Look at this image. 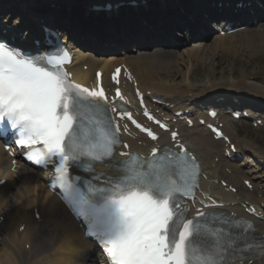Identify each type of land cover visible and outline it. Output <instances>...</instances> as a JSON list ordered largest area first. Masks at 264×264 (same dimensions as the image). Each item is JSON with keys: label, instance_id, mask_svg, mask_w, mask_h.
<instances>
[{"label": "snow or ice", "instance_id": "1", "mask_svg": "<svg viewBox=\"0 0 264 264\" xmlns=\"http://www.w3.org/2000/svg\"><path fill=\"white\" fill-rule=\"evenodd\" d=\"M63 63L54 53L28 57L0 40V138L11 136L13 143L26 149L23 155L28 161L55 166L53 187L59 186L62 199L83 221L86 235L103 248L109 264L264 261V237L256 236L251 221L212 211H198L196 218L186 219L181 200L197 186L199 165L182 145L179 152L165 149L159 158L154 149L149 161L122 153L129 159L113 160L111 165L120 177L110 178L108 187L100 189L88 182L89 192L81 191L67 169L79 168L82 157L101 162L112 157L118 129H112L107 118L104 91L72 83ZM116 95L120 96L119 90ZM86 113L104 117L109 130L82 140L78 133ZM172 136L175 139L176 133ZM85 170L90 171L91 165Z\"/></svg>", "mask_w": 264, "mask_h": 264}, {"label": "bare ground", "instance_id": "2", "mask_svg": "<svg viewBox=\"0 0 264 264\" xmlns=\"http://www.w3.org/2000/svg\"><path fill=\"white\" fill-rule=\"evenodd\" d=\"M41 1L43 0H33V3L37 4ZM47 1L53 0H46V3ZM61 1L68 7L66 12L70 14L71 10L73 11L71 7L76 0ZM79 1L86 4L89 2L88 0ZM226 1L230 2L229 7L225 8L229 12V9L234 7L233 0ZM194 2L196 3L194 4ZM204 8H206L204 0H184L183 2L169 0L158 8L161 11L157 14L158 16L153 15L154 19L150 23V29L139 30L138 27L136 30L132 24L127 30H122L121 33L107 38L108 40L111 38V41L106 39L90 40L89 32L93 31L94 26L89 24L86 17L82 16L78 22L79 27L76 26L75 30L74 28L71 30L74 31L75 38L85 43L82 46L89 47L88 45L94 44L93 48L99 50L100 54L96 55L93 50L89 51V49L87 52L77 50L76 58L83 60L82 64H85L87 69L82 71L79 67L73 68L76 79H91L90 76L96 68H101L106 75L117 61L123 60L131 67L138 85L143 91L149 90L169 99L170 104H174L178 109H194L192 114H201L200 106L189 101H196L200 96L210 97L212 94L218 95L212 99L223 98L221 102L228 103L233 110L240 111L242 107L245 110L249 107L256 108L254 101L237 100L234 102L233 97L228 96L229 93H236L235 97L241 94H250L255 98H264V81L260 78V81L254 79V75L260 73L261 69L258 71L245 66L231 68L230 64L224 67L220 65L219 59L222 56V50L228 56L235 52L232 49V45L235 44L233 38L231 44L230 42L224 44L221 37L207 42L206 35L195 32L198 39L177 54L169 52L179 51L184 45H178L176 50L168 52L162 51V49L152 51L154 46H150L164 40L167 31L187 27L192 29L191 31H195L197 23H202L198 17ZM242 11L241 9L238 13L239 21H247L248 17ZM54 12L56 13L55 10ZM54 12V19L62 27L66 23L67 15L57 17ZM253 12L255 18L262 21L259 28L252 30L255 31L256 38L261 41L264 40V13L257 8H253ZM138 14L140 18L148 16L141 10L138 11ZM177 16H181V18L176 19ZM18 26L21 24L19 23ZM34 26L35 24L31 25L28 30L29 33L36 36L37 30ZM129 30H134L136 36L124 40L123 36L130 33ZM158 31H160V37L155 36L154 38V34ZM252 31L243 30L241 32V43L251 46L253 43ZM138 32L139 35H137ZM66 36L64 35V38ZM112 38L115 41H112ZM110 42L114 43V47L109 49ZM130 43H135V45L130 47ZM119 47L121 49L117 50ZM111 49L114 52L109 55ZM101 52H106V55H102ZM161 53H164V56ZM216 58L218 60H215ZM201 69L205 71L204 74H201ZM249 77L251 78L249 79ZM221 102L218 101V104ZM208 103L210 105V102ZM211 105L215 106V101ZM160 110L169 114L172 108L161 107ZM254 119H259V117ZM220 120L230 139L236 142L235 139L239 138V129L232 127L234 121L230 119L231 125H228L223 117ZM180 131L183 139L198 156L206 177L202 179L203 184L208 182L212 194L226 195L231 201H235L238 197L241 200H248L250 203L264 204V171L262 169L259 171L257 163L262 161L264 167V148L259 144L261 141L258 139L259 134L252 139L245 135L237 141L239 149L258 158L256 164L249 159L248 163L251 162V164L242 166L235 161H228L221 151L222 141L213 140L211 135L200 125L190 128L180 126ZM8 160L0 143V177L6 179L4 185L0 186V216H3V220L0 222V264H95L88 243L83 238L77 224L58 199L46 190L43 174L26 166H20L15 172H11ZM225 167L230 170L229 173L225 171ZM243 178L250 180L251 190L242 185L241 179ZM221 179L231 183L236 188V192H225L219 182ZM33 209H37L39 219L33 217ZM260 210L264 213V206ZM22 225L23 229L19 231V227ZM262 228L264 229V226ZM250 264H264V261L253 260V263Z\"/></svg>", "mask_w": 264, "mask_h": 264}, {"label": "rangeland", "instance_id": "3", "mask_svg": "<svg viewBox=\"0 0 264 264\" xmlns=\"http://www.w3.org/2000/svg\"><path fill=\"white\" fill-rule=\"evenodd\" d=\"M21 1V5H18V6H14V8H17V9H14V11L16 12L15 13V15H13V18H21L22 17V13L24 12V9H25V5L23 6V4L25 3V2H33L32 0H20ZM53 1H55V0H53ZM48 2V1H47ZM10 4V3H9ZM157 6H159L158 5V3L155 5V6H153V5H151V6H149V8L148 9H153V8H155V7H157ZM7 8V7H6ZM5 10H7L6 11V13L7 12H9V11H11V9L10 8H8V9H5ZM76 10V9H75ZM65 11V7H63L62 6V8H61V10H60V13H63ZM77 12V11H76ZM80 12L82 13L83 11L80 9ZM158 13H156L155 15H157ZM158 16V15H157ZM57 17H59L58 15H57ZM75 18V17H74ZM181 18V16H177V18L176 19H180ZM60 20V19H59ZM64 22H65V20H63ZM62 21V22H63ZM264 21V20H263ZM261 24V23H260ZM67 25L68 26H73L74 28H76V26H77V24H76V21H73L72 20V17H69L68 19H67ZM257 28H259V25H253L252 27H250V28H245V29H247V30H250V31H252V30H256ZM103 31V30H102ZM243 31V30H242ZM255 31H252V33H253V35H252V39H253V43L251 44V46L250 45H248V46H246L245 44H243V43H241V33H238V34H235V36H233V38H234V41H235V44H233L232 45V49L235 51L234 53H232V54H229V56L227 55V53L225 54L224 53V50H222L221 52V58L219 59L220 61V65H222L223 67L225 66V65H228V64H230V66H231V68H237V67H239V66H245V67H247L248 69L249 68H253V69H255V70H258L259 71V69H261V72L260 73H258L257 75H254V79L255 80H258V81H260V80H262V81H264V40L262 41H259L257 38H256V36H255V33H254ZM142 33V32H141ZM171 33V37L173 38V40H176V39H180L181 40V42H184V40H186L185 39V36L183 37V38H180L181 36L179 35V36H177L176 34H175V31H173V32H170ZM251 33V34H252ZM178 34V33H177ZM181 34V33H180ZM140 36H141V34H140ZM155 36H157V37H160V31H158V32H156L155 34H154V38H155ZM170 37V38H171ZM254 37V38H253ZM134 38H136V37H134ZM257 39V41H256V39ZM260 39V38H259ZM134 40V39H133ZM155 40H157V39H155ZM108 41H111V38L108 40ZM112 41H115V39L114 38H112ZM158 41H159V39H158ZM170 42V41H169ZM255 42V43H254ZM261 42V43H260ZM259 44H261V45H263V46H260ZM171 45V44H170ZM165 46V47H155L156 49H162V51H170V50H176L177 48H178V46L176 47V48H174L173 47V45H171V46ZM187 47V45H184L183 46V48L181 49V50H179V51H171V52H169V53H174V54H177V53H179L180 51H182L183 49H185ZM235 47V48H234ZM259 47V48H258ZM250 48V49H249ZM252 48V49H251ZM156 49H154V50H152L153 52L156 50ZM260 51V52H259ZM256 52V53H255ZM161 55L162 56H164V53H161ZM215 60H218L217 58L215 59ZM213 62V61H212ZM211 62V63H212ZM237 66V67H236ZM204 70L203 69H201V74H204ZM251 77H249V79H250ZM259 78H260V80H259ZM260 99V98H259ZM262 99V98H261ZM264 99V98H263ZM256 105H257V103H255ZM255 105V106H256ZM259 105H262V107H264L263 105H264V100H261L260 101V103H259ZM259 111H261V117L262 116H264V111L262 110V108H258V107H256ZM255 115H257V112L255 113ZM258 117V116H257ZM261 117H259V118H261ZM256 118V117H255ZM231 125V124H230ZM235 126V127H234ZM233 128H238L239 129V134L241 135V137H239V138H242L243 136H245L246 135V137L247 138H251L252 139V137H257V134H259V137H258V139L259 140H261V141H259V144H260V146H262L263 148H264V127H259V128H254V127H252L251 126V123H250V119H242V120H240V121H237V122H234L233 123V126H232ZM261 136V137H260ZM263 166L260 168V167H258V169H259V171H262L263 170ZM262 169V170H261ZM264 171V170H263ZM264 174V173H263Z\"/></svg>", "mask_w": 264, "mask_h": 264}]
</instances>
